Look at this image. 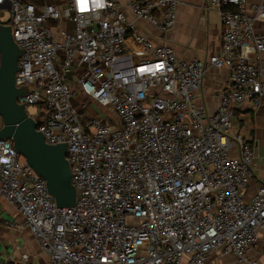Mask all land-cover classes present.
<instances>
[{
  "label": "built area",
  "instance_id": "2783aa9c",
  "mask_svg": "<svg viewBox=\"0 0 264 264\" xmlns=\"http://www.w3.org/2000/svg\"><path fill=\"white\" fill-rule=\"evenodd\" d=\"M176 7L127 4L160 33L173 28ZM202 7L218 14L220 49L183 61L140 35L115 0H0V18L9 14L0 25L21 51L14 85L27 91L17 103L45 144L66 146L76 191L74 206L57 208L12 141L0 140V199L49 264H206L214 252L242 263L264 235V181L246 199L253 148L229 136L242 107L264 102V35L253 29L264 8L250 17L247 0ZM210 68L228 70L212 114L199 96ZM90 101L118 123L98 119Z\"/></svg>",
  "mask_w": 264,
  "mask_h": 264
},
{
  "label": "crops",
  "instance_id": "0c3cea01",
  "mask_svg": "<svg viewBox=\"0 0 264 264\" xmlns=\"http://www.w3.org/2000/svg\"><path fill=\"white\" fill-rule=\"evenodd\" d=\"M130 0H115L121 10L127 14L137 32L154 46L167 45L172 48L179 60L201 59L209 61L220 49L222 27L215 10H204L203 0H177L175 23L171 30L160 33L149 23L133 20L128 14L127 4ZM264 8V0H247V14L255 16L256 7ZM253 29L264 35V20L256 19ZM129 53L134 46L127 42ZM264 59V53L262 55ZM227 69L210 68L202 79L199 96L208 114L215 112L220 92L226 87ZM75 93L71 102L74 106L82 101L76 84L71 85ZM240 135L253 148L252 170L254 177L248 186L246 199L264 181V102L256 109L244 106L236 113L229 136ZM19 219L15 209L0 199V261L8 264H49L48 257L41 251L30 232L22 227L13 226ZM256 245L247 253V262L238 263L235 258L214 252L207 258L206 264H248L257 261L264 264V235L258 234ZM25 256V260L23 259Z\"/></svg>",
  "mask_w": 264,
  "mask_h": 264
},
{
  "label": "water",
  "instance_id": "95a60500",
  "mask_svg": "<svg viewBox=\"0 0 264 264\" xmlns=\"http://www.w3.org/2000/svg\"><path fill=\"white\" fill-rule=\"evenodd\" d=\"M21 55L15 45L9 26L0 25V140H11L14 150L46 183L48 194L57 208L74 206L76 191L71 183L64 144L47 145L36 131V123L27 116L17 99L23 97L26 87L16 88L14 76Z\"/></svg>",
  "mask_w": 264,
  "mask_h": 264
},
{
  "label": "rangeland",
  "instance_id": "374dc122",
  "mask_svg": "<svg viewBox=\"0 0 264 264\" xmlns=\"http://www.w3.org/2000/svg\"><path fill=\"white\" fill-rule=\"evenodd\" d=\"M8 17H9V14L6 12L1 18H0V22L1 23H5L7 20H8ZM91 103H90V106L91 107H93L94 108V110L97 112V118L98 119H102V120H104V119H107V120H110L112 123V125L114 126V125H116L118 122H117V120H116V118H115V116H114V114L112 113V112H108V111H106V110H104L103 108H100V107H98V106H96L95 104H94V102H92V101H90ZM28 113L30 114V115H34V113H35V108H29L28 109Z\"/></svg>",
  "mask_w": 264,
  "mask_h": 264
}]
</instances>
